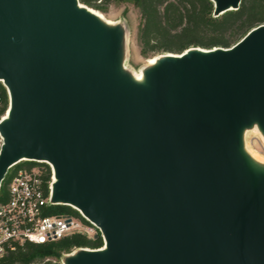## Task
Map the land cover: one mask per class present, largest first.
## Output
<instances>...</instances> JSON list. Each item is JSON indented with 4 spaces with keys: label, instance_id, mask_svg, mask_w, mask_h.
Wrapping results in <instances>:
<instances>
[{
    "label": "water",
    "instance_id": "water-1",
    "mask_svg": "<svg viewBox=\"0 0 264 264\" xmlns=\"http://www.w3.org/2000/svg\"><path fill=\"white\" fill-rule=\"evenodd\" d=\"M212 1L214 16L242 2ZM91 8L0 0V184L22 161L52 165V201L104 237L66 264H264V166L244 147L264 134V23L160 54L138 80L125 26Z\"/></svg>",
    "mask_w": 264,
    "mask_h": 264
},
{
    "label": "trees",
    "instance_id": "trees-1",
    "mask_svg": "<svg viewBox=\"0 0 264 264\" xmlns=\"http://www.w3.org/2000/svg\"><path fill=\"white\" fill-rule=\"evenodd\" d=\"M82 3L106 11V5L113 0H80ZM141 11L139 41L142 54L150 51L182 52L191 46L212 48L230 47L239 41L250 29L264 23V0H242L238 9L228 10L214 16L212 0H131ZM40 162L22 161L26 167ZM48 168V178L50 169ZM8 196L5 182L0 190V201ZM57 207L75 210L70 205ZM104 245L101 236L88 239L85 235L74 233L57 242L49 244L26 243L23 247L9 253L0 264H53L44 262V257H61L80 247L99 248ZM62 253H64L62 255Z\"/></svg>",
    "mask_w": 264,
    "mask_h": 264
},
{
    "label": "built area",
    "instance_id": "built-area-1",
    "mask_svg": "<svg viewBox=\"0 0 264 264\" xmlns=\"http://www.w3.org/2000/svg\"><path fill=\"white\" fill-rule=\"evenodd\" d=\"M10 107V92L3 80H0V121ZM256 138L249 141L255 144ZM2 137L0 135V147ZM50 169L48 178V168ZM13 165L3 182L7 188V199L0 201V263L5 257L23 247L26 243L49 244L57 242L74 233L85 235L88 239L99 236L104 241L99 226L81 213L80 221L69 213H55L54 207L60 203L52 201L53 167L49 162L16 168ZM44 262L50 261L44 258Z\"/></svg>",
    "mask_w": 264,
    "mask_h": 264
},
{
    "label": "rangeland",
    "instance_id": "rangeland-1",
    "mask_svg": "<svg viewBox=\"0 0 264 264\" xmlns=\"http://www.w3.org/2000/svg\"><path fill=\"white\" fill-rule=\"evenodd\" d=\"M100 11V10H98ZM102 12V11H100ZM106 19L112 20L114 23H121L126 28V53L124 57V65L128 70L137 75L142 71V68L148 64V59L155 55H160L168 51H150L147 54H142L141 43L139 41V26L141 23V11L131 0H113L106 5V11L102 12ZM256 138L257 142L250 146L264 154V142L261 139L258 131L248 130L246 140ZM18 167H26L25 164H20ZM55 213H69L83 221L81 213L78 210L63 209L54 207ZM77 249L72 250L68 254H72ZM66 253V252H65ZM64 253H62L63 255ZM44 258H49L53 264H62L61 257L47 255Z\"/></svg>",
    "mask_w": 264,
    "mask_h": 264
},
{
    "label": "bare ground",
    "instance_id": "bare-ground-1",
    "mask_svg": "<svg viewBox=\"0 0 264 264\" xmlns=\"http://www.w3.org/2000/svg\"><path fill=\"white\" fill-rule=\"evenodd\" d=\"M91 8V7H90ZM93 10V12H95L100 18L104 19V20H108L107 22L111 23L113 22L112 20L110 19H105V16L103 15L102 12L98 11L97 9H94V8H91ZM161 55H155V56H152L148 59V65L150 64H154L155 62H157L158 58L160 57ZM136 79L138 80H142L143 79V71H141L140 73H137V75H135ZM9 114V110L7 112V114L5 115V117H7ZM4 117V118H5ZM252 131H258V133L260 134L261 136V139L263 140L264 142V134L263 132L255 125V127L253 129H251ZM251 144L245 140V150L247 152V154L251 157V159L258 165H261V166H264V154L261 153L260 151L256 150L255 148L251 147L250 146ZM54 180H55V177H54ZM62 264H66L65 262H63Z\"/></svg>",
    "mask_w": 264,
    "mask_h": 264
}]
</instances>
